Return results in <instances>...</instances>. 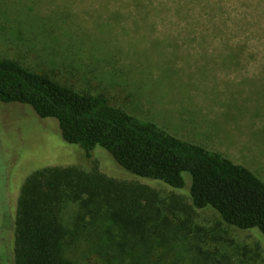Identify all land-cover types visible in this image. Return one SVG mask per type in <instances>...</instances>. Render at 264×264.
I'll use <instances>...</instances> for the list:
<instances>
[{
	"label": "rangeland",
	"instance_id": "374dc122",
	"mask_svg": "<svg viewBox=\"0 0 264 264\" xmlns=\"http://www.w3.org/2000/svg\"><path fill=\"white\" fill-rule=\"evenodd\" d=\"M1 10L16 16L0 17L1 60L104 95L264 181V0H0ZM18 16L37 20L19 25ZM75 54L82 61L74 63L78 73L67 65ZM106 72L118 83L128 79L136 102L129 104L123 83L92 79ZM94 151L108 175L138 181L164 196L173 193L160 181L126 173L105 149ZM66 166L90 170L92 164L80 146L63 139L56 119L40 118L29 105L0 102V264L11 261L8 236L27 178ZM186 180L191 182L189 175ZM215 220V212L205 211L198 221L214 227ZM233 234L239 242L258 244L264 256L259 230ZM13 256L14 250L12 262Z\"/></svg>",
	"mask_w": 264,
	"mask_h": 264
},
{
	"label": "trees",
	"instance_id": "16d2710c",
	"mask_svg": "<svg viewBox=\"0 0 264 264\" xmlns=\"http://www.w3.org/2000/svg\"><path fill=\"white\" fill-rule=\"evenodd\" d=\"M0 17L16 20L3 10ZM33 19L18 16L17 24ZM69 59V69L77 72L74 63L82 64L81 58ZM115 78L106 72L92 79L123 83L129 104L136 102L137 91L124 82L129 80ZM0 102L29 105L40 118L56 119L63 139L80 146L92 164L90 170L47 167L27 178L8 236L10 264H264L258 244L233 234L264 235V181L247 167L132 115L104 95L81 92L15 60L0 59ZM97 147L126 173L160 181L173 193L164 196L108 175L94 156ZM205 211L218 215L214 227L198 221Z\"/></svg>",
	"mask_w": 264,
	"mask_h": 264
}]
</instances>
